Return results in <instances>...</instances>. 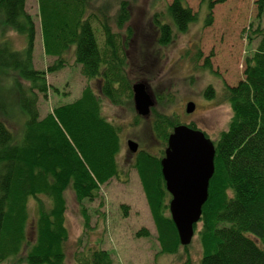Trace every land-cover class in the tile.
Returning <instances> with one entry per match:
<instances>
[{"label":"trees","instance_id":"1","mask_svg":"<svg viewBox=\"0 0 264 264\" xmlns=\"http://www.w3.org/2000/svg\"><path fill=\"white\" fill-rule=\"evenodd\" d=\"M38 1L44 51L56 57L45 70L34 67L36 27L26 10L27 0H0L4 26L26 39L23 51L13 49L7 41L0 44V77L15 73L13 104L23 113L21 119L25 118L18 136L7 123L14 119L8 112L11 106L3 102L0 93V264L13 258V264H67L65 191L71 188L75 193L87 225L89 214L84 201L95 199L101 185L120 173V128L102 114L101 96L117 105L133 98V80L125 70V47L133 31L129 29L124 40L110 24L114 20L117 27H122L128 22L129 2L122 0L113 17L106 1ZM200 1L207 5L209 25L215 4L224 0ZM255 3L260 22L264 0ZM167 11L170 22L162 13L153 18L158 33L155 40L162 46L174 40V28L186 32L197 20V13L185 0H172ZM252 31L259 40L253 54L246 58L244 79L226 85L224 90L233 115L228 128L215 141V170L199 221L203 250L199 264H264V25L258 24ZM71 52L83 75L97 81V90L88 83L80 97L55 106L41 117L39 94L47 96L53 88L47 73L65 66L66 55ZM209 92L210 88L205 91L207 97ZM162 99L155 95L150 116H154L152 129L166 145L169 134L181 122L157 111ZM189 125L196 128L193 123ZM163 155L164 149L161 155L139 150L134 166L158 232L160 250L176 253L181 244L169 211L171 195L162 174ZM31 199L38 206L31 225L32 238L28 221ZM143 234L149 235V230L137 232ZM83 264L113 262L107 250L97 249Z\"/></svg>","mask_w":264,"mask_h":264},{"label":"rangeland","instance_id":"2","mask_svg":"<svg viewBox=\"0 0 264 264\" xmlns=\"http://www.w3.org/2000/svg\"><path fill=\"white\" fill-rule=\"evenodd\" d=\"M107 2L110 14H117L122 0H98ZM130 19L122 27L110 22L115 32L128 37L132 29L129 46L125 47L128 79L144 80L153 94L162 98L156 105L157 111L173 115L181 123H193L204 130L216 141L221 131L228 128L233 112L231 105L224 99L226 85H236L244 79L245 61L256 49L259 38L252 29L264 25V17L257 18L255 0H224L213 8L212 21L206 25L207 5L200 0H185L197 13V20L190 24L186 32L174 28V40L166 46L157 44L154 15L162 13L166 21L167 7L172 0H127ZM26 10L32 15L36 27L33 62L36 69L45 70L53 64L56 57L44 51L39 1L27 0ZM114 19V18H112ZM0 14V44L8 42L17 51L26 47L24 35L4 26ZM251 37V39H250ZM98 41L104 42L102 35ZM100 38V39H99ZM67 64L61 69L48 72L47 80L53 88L47 96L39 94L38 107L41 117L55 106L71 102L80 97L83 88L90 83L95 90L96 80H89L82 73L81 65L75 62L71 53L66 55ZM14 72L0 77V93L6 101L11 116L7 123L11 130L20 135L24 127L23 113L15 105ZM2 75V74H1ZM3 76V75H2ZM10 78V79H7ZM132 83V84H133ZM27 84V83H25ZM210 88V97L205 91ZM196 102L193 113H186V103ZM102 114L120 128V150L117 155L119 176L101 185L99 195L93 200H85L84 207L89 214V224H85L82 206L71 188L65 191L67 201L66 226L69 232L65 242L67 264H83L97 249L110 253L113 264H199L203 256L198 224L192 242L180 246L176 253L160 250L158 232L143 190L135 156L127 145L128 139L139 144V150L161 155L165 149L161 139L152 129L154 116L138 117L133 99L124 105L112 103L101 96ZM24 117V116H23ZM37 201L29 202V237L34 236L31 225L37 218ZM147 228L149 235H137ZM23 258L25 253H22ZM16 259L2 264H13Z\"/></svg>","mask_w":264,"mask_h":264},{"label":"water","instance_id":"3","mask_svg":"<svg viewBox=\"0 0 264 264\" xmlns=\"http://www.w3.org/2000/svg\"><path fill=\"white\" fill-rule=\"evenodd\" d=\"M132 90L137 113L149 116L155 104L153 92L144 80L135 82ZM195 107L194 101L187 102V113H192ZM127 145L132 153L139 149L138 142L133 139H129ZM215 153V143L204 131L189 124H177L169 134L161 167L166 188L171 194L169 210L181 245L192 242L195 225L202 216L215 170Z\"/></svg>","mask_w":264,"mask_h":264}]
</instances>
